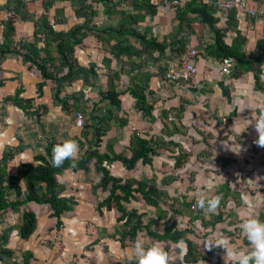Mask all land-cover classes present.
Wrapping results in <instances>:
<instances>
[{"label":"crops","instance_id":"0c3cea01","mask_svg":"<svg viewBox=\"0 0 264 264\" xmlns=\"http://www.w3.org/2000/svg\"><path fill=\"white\" fill-rule=\"evenodd\" d=\"M112 1L116 8L108 14L106 4ZM170 1L138 0L139 9L137 11L154 6L157 9L154 16L145 12L142 14H138L137 11V13L132 12V4L126 0H31L26 2V7L29 15L37 20L46 14L44 3H49V20L55 30L62 32L70 31V29L83 26L86 23L84 14L80 13L83 6L96 12L93 25L99 29L117 28L120 23L131 20L129 15L131 18L138 16L139 31L146 32L148 37H152L154 41L167 45L164 55L161 56L159 52H155L156 60H145L144 67L146 68L143 72V79L145 75H149V78L152 77L150 91L153 94L150 95V100L153 103L156 101L157 104L159 103L156 110L154 109L156 119L153 123L155 124H149L148 120L135 110V100L130 94H127L125 99L124 97L120 98L127 121L125 120V124H122L123 127L119 123L120 136L116 134L110 137L104 146L102 145V152L115 154L117 149L129 146L131 134L145 122L149 133L156 131L157 136H165L167 140L179 143L186 153L192 154L187 162L190 171L196 175L195 183L191 187L194 186L196 191L205 193L209 198L214 195H224L227 188L231 191L229 199L221 201V205L226 211L225 221L218 223L215 228L206 227L204 232L202 231L200 234L194 232V234L201 235L205 240L209 237L218 238L223 235L231 239L237 250L250 251L248 241L241 235L239 224L242 219L249 216L259 218L261 222H264V148L258 147L254 143L257 133L251 125L246 128V123L248 119H254L260 111L264 110V63L261 67L262 75H260V86L263 88L256 89L251 72L238 73L234 66L226 65V63H221L205 55V46L214 42L213 32L209 26L197 19L196 15H190L188 20L191 21V24L188 25L185 22L182 33H187L188 44L198 50L194 63L199 72V84L194 87L171 84L167 79L173 69L175 71L179 69L180 57L176 54L173 55L170 50L178 36L174 35L178 22L175 19V10L169 5ZM249 2L259 12L263 9L261 7L262 0H249ZM0 7L12 10L15 8V2L0 0ZM211 16L215 19L218 29L228 27L231 20L236 21L237 30L229 29L225 42L232 45L237 37V32H240L246 40L243 46L246 54L252 52L256 41L264 37V21L261 14L250 18L239 10L224 13L213 7ZM0 18L1 20L7 18L6 12L1 13ZM15 28L18 39H33L35 28L32 22L16 21ZM107 38L112 43L118 41V38L115 37ZM3 39L1 31L0 41L2 42ZM104 45L97 36L90 34L77 47L75 58L81 66L96 65L98 71L100 69L99 72H101L102 68L106 67L105 59L112 58L110 54L105 57V52L108 53L109 50L103 52ZM135 45L139 47L138 43ZM141 60V57L134 56L131 60H127L125 65L122 63L119 65L116 60H113L112 65L116 62L120 67H126L124 72L135 71L139 69ZM109 77L111 76L107 77L108 82L112 81L114 88L119 91L116 77L112 76L111 80ZM0 78L4 81L0 88V168L7 173L9 178L23 180L27 167H38L39 161L36 158L45 154L48 144L63 143L68 139L75 140L81 136L82 128L80 129L77 125L76 113L73 115L72 111L66 112L61 107L55 106L53 90L50 85L45 86L42 95L39 96L36 85L40 78L36 73L28 70L22 58L9 57L6 59L1 65ZM125 78L127 76L123 75V80ZM81 89L82 92L86 90L83 89L82 82L74 83V92H79ZM100 89L99 85L94 88L95 91H100ZM18 90H22L21 97L24 100L32 103L33 108H31L30 114L25 113L23 109L14 104L5 102L6 98L15 96ZM88 104L96 105L91 101L86 102L85 105ZM37 106L48 108L45 113L40 115L39 119L33 114ZM181 106H183L181 118L177 119L181 131L169 137L166 133L172 134V129H166V133H164V123L156 111L161 109V111L173 112L172 116L176 118L175 114ZM242 108L244 110L240 111ZM127 127L129 130L125 132ZM128 133L130 135L125 141L121 136L123 134L126 136ZM146 135L149 136V134ZM233 138H236L235 143L241 147L239 154L233 153L237 151L236 148H231ZM164 152L166 155H163ZM160 153L155 157L154 166H147L150 168L148 172L156 171L158 160H160V167H171L177 170L175 163L171 166L168 156L174 157L175 154L165 150ZM201 153H207L206 158L199 156ZM8 154L12 157L7 160ZM80 154L79 150L78 157ZM171 159L173 158L171 157ZM141 168L145 169L146 167L140 166L138 170ZM110 172L116 178L131 179L128 178L127 171L119 162L113 163ZM168 175H164V177ZM173 176L178 175L174 174ZM56 178L59 186L65 189L61 197L75 199L78 207L76 206L75 211L62 216L63 226L57 230L55 219L49 216L51 213L49 206L29 204L28 209L36 216V229L30 240L27 241L21 239L19 234V228L23 225L22 213L24 210H10L4 213L0 220V237L9 227H12L13 231L6 241L0 242V246L13 251L15 257L5 263L0 262V264L21 262L22 254L28 251L34 255L31 264H74L84 256L90 258L88 263L82 260V264H112L110 257L121 258V244L118 241L119 237L115 236L116 218L111 215L114 221H99L98 217L103 220L109 211H105L102 216L97 211V206H95V211H97L95 213L99 215L93 219L94 214L93 218L89 214V211H93H91V204L86 202L90 201L91 196H96L93 186L80 182V174L73 170H67ZM203 180L206 181L205 185H203ZM21 185L25 189L23 182ZM204 186L206 188H203ZM23 191L25 192V190ZM242 196H247L253 207L246 206L241 199ZM13 200L11 199V202ZM113 212L116 213L114 210ZM109 213L112 214V211ZM210 215L207 213L205 219L209 220ZM186 228L191 229V227ZM155 229L158 230V227L155 226ZM142 236L145 237L142 238ZM197 237L198 240L192 238L191 240L201 252L210 253L209 260H203L204 264H230L227 257H224L222 249L206 251L200 241L202 238ZM99 238L102 239V242L94 245L96 239ZM138 238L145 239L146 246L152 244V240L147 238L144 233ZM133 245L127 247L125 249L127 251H123L125 257L129 256L131 252L129 249L133 248ZM160 246L165 248L164 245L160 244ZM106 247H109V252H106ZM175 254V251L170 252L171 257H175ZM79 257L80 259L76 260ZM94 258L99 261H95Z\"/></svg>","mask_w":264,"mask_h":264},{"label":"trees","instance_id":"16d2710c","mask_svg":"<svg viewBox=\"0 0 264 264\" xmlns=\"http://www.w3.org/2000/svg\"><path fill=\"white\" fill-rule=\"evenodd\" d=\"M15 8L10 10L6 7H0L1 13L6 12L7 18H0V33L2 31L4 39L0 41V73L2 63L9 57L22 58L29 71L35 72L40 78L39 83L36 85L39 96L42 95V90L45 86L50 85L53 90V100L55 106L61 107L66 112L79 111L82 106V96L79 93H68L66 90L74 83L82 82L83 86L95 88L97 82L100 80L98 67L90 65L89 67L81 66L75 58L76 49L90 34L95 35L104 44L105 48L109 50L112 58L105 59V66L111 67L113 60H116L119 65H125L127 60H131L134 56L141 57V65L138 66L140 75L133 81L134 85L129 87L125 92H118L113 85L112 81L108 83L107 91H102V101L107 102V108L104 106L100 112L91 117L90 123H86L82 127L81 136L75 139L79 144V149L83 153L80 154L75 161L76 168H71V162L65 161L64 165L60 168H54L51 164L52 148L57 144H48L43 156L36 158L39 161L38 167L29 166L23 180L17 178H9L7 173L0 168V220L3 214L7 211H18L23 209L22 218L23 225L19 228L21 239L30 240L36 229V216L28 209V205L33 203L36 205H47L50 207V218L55 219L56 229L60 230L63 226L62 216L65 213L74 210L78 203L72 198H62V187L59 186L57 176L62 175L67 170H73L80 174V182L85 183L88 179L95 176L98 179V184L94 186L95 194L104 192L109 194L106 201H103L97 206V211L103 216L105 211H116V234L119 237L121 249H126L134 244L140 234H146L147 238L153 242L159 241L160 244L165 246L170 254L175 251L174 244L176 241L183 239L187 243L188 254L184 258V264H197L201 260H209V254L201 252L198 246L192 241L188 234L194 233L190 228L180 229L177 223L171 224L169 222L172 216L181 214L183 210L189 209L191 203L183 202L181 197L172 195L168 188L173 184L180 181L179 176H165L161 182L158 179L144 178L137 179H119L112 176L110 169L105 167V163L113 164L119 162L127 172H134L140 166L153 167L155 157L159 156L162 150L169 151L175 154V168L182 169L185 164L190 160L192 154L186 153L181 145L173 140H167L165 136H157L155 138H146L140 132H134L131 135L127 152L119 154H109L102 152V139L108 134L111 128L112 121L117 119V115L121 113L124 115L122 109V102L120 97L129 93L135 100V110L140 113L144 119L151 121L153 119L154 103L150 100L149 75H145L143 79V72L146 67L145 60L154 61V53L159 52L164 55L167 45L154 41L152 37H148L145 32L139 31V18H131L129 22L120 23L117 28L99 29L94 26V18L96 12L87 6H83L80 13L86 18V23L83 26H76L70 31H57L54 25L49 20V3L45 2V15L40 19H34L29 15L26 2L22 0H13ZM31 1V0H28ZM108 1V0H107ZM132 4V12H136L138 8V0H126ZM205 1V3H204ZM264 9V0H262ZM186 2V3H185ZM182 2L178 7H172L175 10V19L178 22L177 29L174 30L176 41L174 46L170 48L173 55L181 57L184 53L185 46L188 44L189 38L187 33H182L183 26L186 22L188 25L191 21L188 17L196 15L197 19L203 24L210 27L214 35V42L206 45L204 48L205 55L223 61L226 65H232L236 68L238 73L251 72L253 74L256 89L262 88L260 75L261 66L264 63V37L256 41V45L252 52L246 54L243 50L245 45V38L240 32H237V37L234 39L232 45L225 42L227 32L230 29L237 30V23L231 20L228 27L218 29L216 21L211 16L212 6H209L206 0H189ZM107 13H111L112 9L116 6L112 2L106 4ZM156 7L149 6L146 10H138V14L145 12L148 15H156ZM136 12V13H137ZM79 13V16H80ZM32 22L34 24L33 39H18L16 36V21ZM58 23V21H56ZM132 28H131V27ZM264 35V25H263ZM118 38L115 43L110 42L107 37ZM175 39V38H174ZM135 43L139 47H135ZM57 55V57H53ZM58 61H56V60ZM4 81L0 78V88L3 86ZM87 90V89H86ZM85 90V91H86ZM22 90H18L15 96L5 99L6 103L14 104L24 110L25 113L30 114L32 103L27 102L21 97ZM81 96V97H80ZM106 108V109H105ZM48 110L45 106H37L33 114L37 119L40 115ZM183 111V106L177 110L175 114L179 120ZM173 112L163 111L162 121L164 123L163 131L171 128L172 134L167 132L169 137L180 133L181 127L178 122L171 121L170 115ZM125 124V120H122ZM164 135V134H163ZM86 145L89 148L86 149ZM207 153H201L199 156L206 158ZM12 155L6 156L7 160ZM205 161V159H203ZM195 173L191 172L189 182L194 184ZM24 183L23 189L21 183ZM25 190V192L23 191ZM230 189L225 190L223 200L227 201L230 195ZM11 199H14L11 202ZM145 204L156 209V217L153 218L149 213L141 211L135 206L138 204ZM179 206V208H178ZM226 211L220 205L217 214L210 215V219L200 218L205 226L215 228L216 225L225 221ZM148 219V220H146ZM146 220V221H145ZM159 221H165L163 230L155 229V224ZM232 223V222H230ZM206 228V227H205ZM13 231L9 227L4 235L0 237V242L6 241ZM115 236L113 237L115 239ZM102 239H96L94 245L100 244ZM109 252V247L105 248ZM15 253L2 245L0 246V262H7L14 259ZM34 255L32 252H25L22 254L21 262L14 264H31ZM115 264H136L135 260L128 262H117Z\"/></svg>","mask_w":264,"mask_h":264},{"label":"rangeland","instance_id":"374dc122","mask_svg":"<svg viewBox=\"0 0 264 264\" xmlns=\"http://www.w3.org/2000/svg\"><path fill=\"white\" fill-rule=\"evenodd\" d=\"M22 1H27L28 2V0H22ZM232 4H237V2H232ZM243 4L245 5L247 11H249V12L252 11V8L253 7L250 5L249 0H244ZM253 9L256 11V16H254V17H257L258 14H261L263 16V21H264V9H262L261 12H259L255 8H253ZM235 10H239V11L243 12V14H246L248 17L254 18L250 14H248L246 12V10H243L241 7H238V6L234 7L233 9H231V10H229L227 12H224V13H230V12L235 11ZM134 46L137 47L136 45H134ZM106 50L107 49L105 47H103V52H105ZM108 54H110V52H108V53L105 52V57H107ZM54 56H56V55H54ZM220 62L223 63V61H220ZM192 63H194V61H192ZM125 68L126 67H120V66H118L117 63L114 62V65H111V67L107 68V66H106L105 68H102V71L101 72H99L100 71V69H99L98 73L100 75V80L97 82V85H99L100 88L102 89V90L100 89V91L99 90H96L95 91L94 88H90L88 86H83V89H87V90L83 92L84 94L82 96V106H81V110H79V111H72V113H74L73 115H75V113H76V117H77L78 114H82L83 121H84L83 126H85L86 123H90V121H91L90 117H93V115L95 116L97 113H99L100 110H101V108H103L104 106H106V108H107L108 103L107 102H103L101 100V98H102L101 92L102 91H107V89H108V84H109L108 83V78H107L108 76H111V77L112 76H115L116 77L117 84H118V88L117 89L119 90L118 92H120V93L125 92L127 89H129L130 86L132 87L134 85V81L133 80L137 76L140 75L139 69H136L135 71L132 70V71L124 72L125 71ZM112 71H114V72H112ZM111 72H112V75H111ZM180 72H181V69H177L176 71L173 69L170 72V74H169V79H167V77H166L167 81L170 82L171 84H175V85L178 84L181 87L182 86L189 85L182 78L181 79L178 78ZM123 75H126L127 76V78L124 79V80L127 79L125 82L123 80ZM111 77H109L110 80H111ZM73 85L70 88L68 87L66 89L69 94L72 93V92H74ZM91 91H93V92H91ZM75 93H79V95H81L82 89L79 92H75ZM127 94H129V93L123 94L120 98L122 99L124 97V99H125V96ZM88 101H91V103H93L94 105L96 104V105L95 106H91L90 104H88L86 106L85 104ZM158 105H159V103L157 104V101H156V103H154L155 110L158 107ZM159 111H161V109ZM159 111H156V113H157V115H159V117L161 116V118H162V114L161 113H163V110L160 112V114H159ZM173 117L174 116H172V114H171L169 119L171 121H176L177 122V118H173ZM117 118H118V120L117 119H114L112 121L111 128L108 131V134L103 137V139H102V145L103 146H104V143L107 140H109L110 137H113L116 134H118L120 136V132L121 131L119 130V127H118L119 126V123H121V126H122L121 119L122 120H126L127 119V116L121 115V113H120V115L119 114L117 115ZM155 119H156V115H155V111H154L153 119H151V121H148V123L149 124L150 123L151 124H155V123H153L155 121ZM82 127H80V129ZM115 128H116V130H115ZM128 130L129 129L127 127V129L124 130V131L126 132ZM137 131L140 132L141 135L143 137H146V138H155V137H157L156 131H153L151 133L148 132V130L146 129V122H145V124L143 126L139 127L138 129H135L133 132H137ZM146 134H149V136H147ZM129 135H130V133H128L126 136H124V134H123L121 137L124 138V140L126 141L127 138L129 137ZM127 147L128 146L121 147L120 149H117L115 151V153L116 154H119V153H123V152L126 151L127 154L130 155V153L127 151ZM88 148H89V145H86V149H88ZM106 152H107V150H106ZM82 153H83V151L81 152V154ZM163 155H166V152H164ZM168 156H169V162H170L171 166H173V164L175 163V161H174V159H171V155H168ZM112 166H113V164H109L108 162L105 163V167H107L109 169H111ZM167 166H169V164H167ZM156 167H157L156 168V171H153V172H148V170H150V168H148V167H146L145 169H142L141 168L139 170H136L134 172H131L132 174L129 173V172H127L128 173V178L137 179V180H142L144 178L152 179V178H154L157 175L158 177L156 176V178L159 179V182H160L164 178V175H168V174L178 175L179 178H180V181H178L177 183H175L171 187H169L168 188V191L172 195H177V196L181 197V200L183 202L191 203V207H189V209L183 210V212L181 214H177L175 216H172L170 218L169 222L171 224H173V223L176 222L178 228H181V229H185L186 227H191V229H194V230H192V232H196V234H200L202 231L204 232L205 227H211V226H205L204 223L206 221L200 220V218L207 217V213L204 212V211H202L201 209L195 207L194 202L201 195H205V193L196 191V189H195L194 186L191 187V184L189 182V178H190V173L192 171H190V168L188 166V163L185 164V167L183 169H180V170L177 169V170H175L174 168H171V167H166V168L160 167V160H158V162L156 164ZM155 173H157V174L155 175ZM168 176H170V175H168ZM202 182H203V185H205L206 181L203 180ZM85 184H89V185L93 186V188H94V186L96 184H98V179L95 176H93V177L90 178V180L88 179L87 181H85ZM203 188H206V187L204 186ZM62 195L63 194H61V196ZM95 195L96 196H91L89 202L88 201L86 202V203L91 204V211H93L94 213L89 211V214H91V218H93V214H94V218L93 219H95V217L97 215H99V214L95 213V212H97V211H95V206H98L99 203H101L103 201H106L107 198L109 197V194L104 193L103 191L102 192H99V193H97ZM76 206H75V208L78 207V206L77 207ZM135 207L136 208H139L143 212L149 213L150 215H152L153 218L156 217V213L157 212H156V209L153 208V207L147 206V205L142 204V203L136 205ZM75 208H74L73 211L76 210ZM178 208H179V206H178ZM73 211H71V212H73ZM111 215H112V217L116 218V213H114L112 211V214H110L108 212L106 214V216L104 217L103 220L100 217H98V220L99 221H114L111 218ZM93 219H91V220H93ZM146 220H148V219H146ZM115 221H116V219H115ZM164 224H165V221H159V222H157L155 224V226L158 227V230L162 231ZM196 234L190 233V234H188V237L190 239L192 238L194 240H198V237L197 236H199V237L202 238V239H200L201 242L205 240L201 235H196ZM141 235H143V234H140V236ZM143 237H145V236H142V238ZM152 243H154V242L152 241ZM131 249H129V250L131 251ZM124 250L125 249H121V252H120L121 258H112V257H110L112 264H115L117 262H128V261H131V260L128 259V257H125V254L123 252ZM125 251H127V250H125ZM175 255H177V253ZM89 258H90L89 256H84L81 259L79 257V258L76 259V260H79L80 259L78 261V263L76 261V262H74V264H82V260L85 263H88V259ZM173 258H175V257H173ZM94 259H95V261H99L96 258H94ZM177 264H179V262H177Z\"/></svg>","mask_w":264,"mask_h":264},{"label":"clouds","instance_id":"9594fccd","mask_svg":"<svg viewBox=\"0 0 264 264\" xmlns=\"http://www.w3.org/2000/svg\"><path fill=\"white\" fill-rule=\"evenodd\" d=\"M243 110L242 108L240 111ZM249 125L253 126L257 133V139L254 143L258 147L264 148V110L260 111L254 119H248L246 128ZM235 141L236 138H233V146L231 148H236L237 151L232 152L239 154L241 147ZM79 150V144L73 139H68L62 144L55 145L52 148V166L54 168H60L64 165L65 161H70L71 168H76L75 161L78 159ZM241 199L246 206L253 207V204L247 196H242ZM222 200V194L214 195L210 198L201 195L196 200L195 207L214 215L218 212ZM239 228L241 235L248 241L250 251L237 250L235 245L232 244L231 239L223 235L218 238L209 237L207 240L202 241L201 244H203L206 251H213L216 248L222 249L224 257H227L230 264H264V222H261L259 218L249 216L242 219ZM174 248L177 253L175 258L171 257L169 252L160 246L159 241L152 243L150 246H146L145 239L138 238L134 242L128 259H134L136 264H177V262L184 264V258L188 254L186 241L183 239L176 241ZM200 264H204L203 260L200 261Z\"/></svg>","mask_w":264,"mask_h":264},{"label":"built area","instance_id":"2783aa9c","mask_svg":"<svg viewBox=\"0 0 264 264\" xmlns=\"http://www.w3.org/2000/svg\"><path fill=\"white\" fill-rule=\"evenodd\" d=\"M184 1L185 0H171L169 5L171 7H178ZM206 2L209 6L215 7L222 12H227L236 6L241 7L243 10H246L245 5L243 4L244 0H206ZM232 2H237V4H232ZM246 12L252 17L256 16V11L253 8L251 12L247 10ZM197 54L198 50L192 47L190 44H187L179 63V69H181V72L179 73L178 78H182L189 84L188 86L192 87L199 84V72L195 66V63H192ZM83 124V116L82 114H78L77 125L79 127H82Z\"/></svg>","mask_w":264,"mask_h":264}]
</instances>
